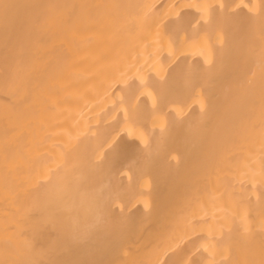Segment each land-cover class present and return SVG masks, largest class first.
Segmentation results:
<instances>
[{
  "label": "bare ground",
  "instance_id": "6f19581e",
  "mask_svg": "<svg viewBox=\"0 0 264 264\" xmlns=\"http://www.w3.org/2000/svg\"><path fill=\"white\" fill-rule=\"evenodd\" d=\"M0 264H264V0H0Z\"/></svg>",
  "mask_w": 264,
  "mask_h": 264
}]
</instances>
